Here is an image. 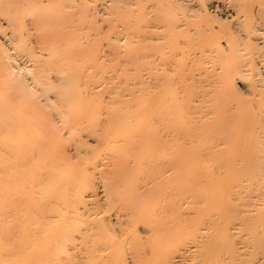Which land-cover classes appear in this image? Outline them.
I'll return each mask as SVG.
<instances>
[{"label": "bare ground", "instance_id": "obj_1", "mask_svg": "<svg viewBox=\"0 0 264 264\" xmlns=\"http://www.w3.org/2000/svg\"><path fill=\"white\" fill-rule=\"evenodd\" d=\"M96 1L0 0V264H127L133 246L129 264L264 261V2ZM84 55L123 76L94 85L117 108ZM82 126L130 154L116 191L90 160L66 169Z\"/></svg>", "mask_w": 264, "mask_h": 264}, {"label": "rangeland", "instance_id": "obj_2", "mask_svg": "<svg viewBox=\"0 0 264 264\" xmlns=\"http://www.w3.org/2000/svg\"><path fill=\"white\" fill-rule=\"evenodd\" d=\"M93 1H94V3L98 2V1H96V0H92V2L86 0V2H87V4H88V7L86 8L87 11H88L87 14L89 13L88 8H90L89 6L93 4ZM251 1H252V2H251ZM255 1H256V0H255ZM255 1H253V0H249V3L254 5V3L257 4L258 1H260V0H258L257 2H255ZM262 1L264 2V0H261V3H259V5L262 4ZM142 2H143V1H142ZM178 2L181 3V4H183V5H185L184 3H187V1H185V0H178ZM183 2H184V3H183ZM245 2L247 3L248 0H247V1L245 0ZM90 3H91V4H90ZM199 3H200V2H199ZM140 4H141V3H139V5H140ZM256 4H255V5H256ZM136 5H138V3H136ZM136 5L134 6L135 8L133 7L135 11L140 9V8L138 7L139 5L137 6L138 8H136ZM257 5H258V4H257ZM140 7H141V5H140ZM195 9H196V8H195ZM201 19H204V18H201ZM80 23H81V19H80ZM214 25H216V24H214ZM85 56H87V55L82 56V57H84L83 60H82L81 57H80L81 59L79 60V61H80L79 64H80L81 62L83 63V65H82V63H81L80 66H81V67L83 66L84 68L82 67L83 69H81V67L79 66V69H80L81 72L83 71L84 73H87V72L90 73V72H91V73H90V74H91L90 76H92L91 78H90V76L87 74L88 77H89V79H90V80H88V81H90V82L87 81V78H88V77L86 78V82L89 83L88 85H91L90 87H91L92 89L94 88L93 91H94L95 94H97V97H98V94H101L102 91L99 90L98 93H97L96 90H98V88H95V86H96V84H97V85L99 84V81H100L101 79H102V80L105 79V81H104V85H107V83L109 82L107 86H109L110 84H114V83H115V84L118 86V89H119V87H123L122 84H124L125 81H124V80H120V79H124V78H122L123 76H122V77H121V76L119 77V75L116 76L117 78H116L115 76H113V75H115V74L112 73V71H111L112 69L109 68V67L112 66V65H109V67H108V68H109L108 71H110L111 74H108V72H106V71H105V73H104L105 76H107V77L110 76V77H111V78L109 77L110 79L108 80L107 77H106L107 79L105 78L104 74H103V76H102L101 73H97V72L100 70V67H101L102 65L99 64L98 67H95L93 61L91 60L92 57L88 55L89 58H90V60H87V59H89V58L86 59ZM88 56H87V57H88ZM84 64H85V65H84ZM89 64H90V67H89ZM91 64H92V69H91ZM28 65H29V64H27V66H28ZM85 66L87 67V69H89V68H90L91 70L95 69V71L93 70L95 73H94L93 71H91L90 69H89V71H87L86 68H85ZM102 68H103V67H102ZM84 69H85V71H84ZM101 71H102V69H101ZM83 72H82V73H83ZM92 72H93V73H92ZM99 72H100V71H99ZM103 72H104V71H103ZM103 72H102V73H103ZM110 72H109V73H110ZM87 75H86V76H87ZM94 76H96V77L94 78ZM112 76H113V78H115V79H113ZM101 77H103L104 79L101 78ZM93 78H94V79H93ZM102 80H101V82H102ZM107 80H108V82L106 83ZM110 80H111V81H110ZM93 81H94V82H93ZM97 81H98V82H97ZM119 81H120V82H119ZM122 81H124V82H122ZM92 82H93L94 84H92ZM95 82H97V83L95 84ZM101 82H100V83H101ZM121 82H122V84H121ZM132 82H133V81H132ZM132 82H131V83H132ZM90 83H91V84H90ZM115 84H114V86H113V85H112V86H113V87H116ZM86 85H87V84H86ZM94 85H95V86H94ZM236 86H238V85H236ZM110 87H111V86H110ZM104 90H105V89H103V91H104ZM106 90H107V88H106ZM119 90H120V89H119ZM100 91H101V92H100ZM107 92L109 93V90H107ZM107 92L104 91V92H102V94H103V93L106 94ZM104 94H103V95H104ZM103 95L99 96L100 101L97 100V99H98L97 97H95V98H97V99L93 100V98H92V100H91V101L94 102V103H95V101L97 102V103H95V105L97 104V105H98V108H99V104L102 105V104L104 103V102H101L103 99H104L103 101H105V100H106L107 102L111 101L110 103L114 104V105H111V104H110V105L112 106V108H113V107L117 108V107L119 106L120 103H115V102L113 103V101H115V97L113 96V94H110V93H109V95H108V96H109V97H108V98H109V101H108V98H106V97H107V96H106L107 94H106L105 96H103ZM95 96H96V95H95ZM103 97H105L106 99L103 98ZM134 97H135V96H134ZM138 97H139V96H136V101H137V98H138ZM110 98H112V99H110ZM138 99H139V98H138ZM140 99H141V98H140ZM40 100H41V99H40ZM53 100H54L53 97H52V99H51V97H50V102L53 101ZM132 100H134V99H132ZM30 101H31V100H30ZM33 101H35V102H37V103L39 102L37 99H33ZM98 101H99L100 103H99ZM141 101H143V100L141 99ZM134 102H135V101H134ZM137 102H138V101H137ZM137 102H136V103H137ZM94 103H91V104H94ZM98 103H99V104H98ZM136 103H135V104H136ZM138 103H139V102H138ZM138 103H137L136 105H138ZM140 103H142V102H140ZM150 103H151V102H150ZM38 104H40V103H38ZM116 104H118L117 107H116ZM135 104H132L129 108L132 109V107L134 106L132 110L136 109V107H135L136 105H135ZM120 105H121V104H120ZM140 105H141V104H139V106H140ZM150 105H152V104H150ZM111 106H110V108H111ZM142 106H143V104H142L140 107H142ZM39 107H41L42 110H45V109L47 110V108L44 107V106L41 105V104L39 105ZM102 107H103V106H102ZM120 107H122V106H120ZM146 107H147V106H146ZM93 108H94L95 110H94ZM93 108L91 107L90 109H92V110H94V111H96V110L98 109V108L96 109V107H95L94 105H93ZM100 108H101V107H100ZM112 108H111V109H112ZM115 108H114L113 110H115ZM137 108H139V107H137ZM111 109H110V110H111ZM148 109H149V108H148ZM116 110H117V109H116ZM97 111H98V110H97ZM99 111H100V109H99ZM111 111H112V110H111ZM136 111H137V110H136ZM138 111L141 112V110H138ZM139 116H140V115H139ZM141 117H142V116H140L139 118H141ZM97 118H98V117H97ZM139 118H138V120H140V121L137 120V121H136L137 123H138V122H141V121L144 120L143 118H142V120L139 119ZM100 119H101V117H100ZM102 119H103V117H102ZM143 122H144V121H143ZM143 122H142V125H143ZM135 126H136V124H135ZM137 126H141V123H140V124L138 123ZM82 128H83V126L80 127V130H81ZM132 128H133V127H132ZM81 131L84 132L85 130H84V131L81 130ZM156 131H157V130H156ZM85 132H86V134H85ZM85 132L82 133V134L84 135V137H83L84 139L82 138L83 135H80L81 137H80L79 135H78V137H76L77 134L71 133V134H69V136H68V133H66L68 137H67V136L65 137L64 135H66V134H63V137H62V139H61L60 144H61L62 142H63V143H62L61 145L59 144V145H60L59 147H62L61 149L64 148L63 150L65 151V154H64V155H66V156H65V158H64L65 161H63V162L67 163V162H68V159H69V162H70V163L68 162V163L66 164V165H69V166H68L69 168H66V169H67V170L71 169V170L73 171V168L76 170L77 168L79 169L81 166H82V167H81V169H82V168H83V162H85V161L87 160V162L89 163V160H90V162H91L90 165H93V167L97 168V169H98L97 172H98L100 175H102L101 173H103V172H99V171L103 170L105 173H104L102 176H104V177H106L107 175L109 176V178L106 177V179L108 178L107 180H109V179L111 180V178L114 177V178H112V180L115 179L114 182H116V186H117V187H115V188L113 189V187L115 186V183L112 182V180H111V184H109L110 186H109L108 184H107V186H108V188L111 189L112 191H114V190L116 191V188L119 189L118 187H121V184H122V183H121V182H122L121 179H122V177H121V179H120V175L117 174V171H116V170H114V171H116V172H115L116 174H114L113 172H112V174H111V171H109V170H110V169H115V168H113V166H114L115 162L118 163V161L121 159V157H122V160H123V161L121 160V161H119V163H120V162H121V163H124V161H126V159L128 160L127 162L130 163V160H129V157H130L129 155H130V154L124 152L125 155H127L128 157H127V156H124V153H121L120 155H117V152L115 153V149H112V147H111V148H110V147H104V149H103V146H102L101 144L98 143L99 140H98L95 136L93 137L92 135H88V134H87V133H88L87 130H86ZM157 132H158V131H157ZM159 133H160V131L158 132V134H159ZM85 135H86V136H85ZM94 135H95V134H94ZM88 136H92V137H91V138L89 137V138H90V139H89V138H87ZM69 137H71V138H69ZM67 138H68V139H67ZM74 138L76 139V141H75ZM80 139H81V140H80ZM93 139H94V140H93ZM96 139H97V140H96ZM62 140H64V141H62ZM77 140H79V141L77 142ZM75 142H77V143H75ZM79 142H80V143L84 142L85 144H84V143L80 144ZM58 143H59V141H58ZM78 143H79L80 145H79ZM63 144H64V146H63ZM74 144H76V145L73 146ZM98 144H99L100 146H99ZM77 145H79V146H78L79 148L77 147ZM82 145H83V146H82ZM84 145H85V146H84ZM80 146L83 147V148L80 149ZM57 148H58V146H57ZM73 148H74L75 150H74ZM77 148H78V149H77ZM95 148H97V149H95ZM105 148H106V149H105ZM107 148H108V150H107ZM93 149H94V150H93ZM99 149H100V150H99ZM66 150H67V152H66ZM104 150H105V151H104ZM113 150H114V151H113ZM82 151H83V153H82ZM95 151H96V152H95ZM101 151H102V152H101ZM73 152H75V153H73ZM78 152L81 153V154H77ZM84 152H85V153H84ZM92 152H93V153H92ZM98 152H99V153H98ZM100 152H101V154H100ZM110 152H112V153H110ZM113 152H114V154H116V155H114ZM68 153H69V156L71 155L70 158H68V157H69V156H68ZM70 153H71V154H70ZM91 153H92V154H91ZM97 153L99 154V156H98ZM103 153H104V154H103ZM75 154H76V155H75ZM94 154H95L96 156H98V157H95ZM102 154H103V155H102ZM78 155H79L80 158L77 157ZM92 155H94V156H92ZM111 156H113V157H111ZM114 156H115V157H114ZM116 156H119L120 158H119V157L116 158ZM83 157H85V159H84ZM86 157H87V158H86ZM91 157H93V158H91ZM103 157H105L106 159L103 158ZM108 157H109V160H107ZM126 157H127V158H126ZM89 158H90V159H89ZM94 158H96L97 160L95 159L96 162L93 161V163H92V160H94ZM102 158H103V159H102ZM113 158H114L115 162H114ZM125 158H126V159H125ZM64 159H63V160H64ZM78 159H80L81 164H80V161H79ZM117 159H119V160L116 161ZM130 159H132V158H130ZM82 160H83V161H82ZM84 160H85V161H84ZM106 160L108 161V164H106V163H107ZM110 160H113V161H112L113 163H111ZM66 161H67V162H66ZM71 161H72V162H71ZM77 161H78V163H77ZM98 161H99V162H98ZM100 161H101V162H100ZM73 162H75L76 165H75V163H73ZM61 163H62V162H61ZM71 163H72V165H71ZM94 163H96L97 165H94ZM102 163H103V164H106V165H103ZM110 163H111V164H110ZM62 164L65 165L64 163H62ZM66 165H65V166H66ZM77 165H78L79 167H78ZM84 165H85V164H84ZM90 165H89V166H90ZM102 165H103V166H102ZM111 165H113V166H111ZM116 165H117V164H116ZM130 165L132 166L133 164L130 163ZM86 166H87V165H86ZM89 166H88V167H89ZM105 166H106V167H105ZM66 167H67V166H66ZM71 167H72V168H71ZM75 167H77V168H75ZM90 167H92V166H90ZM98 167L101 168V169H99ZM103 167H104V168H103ZM117 167H118V166H117ZM132 167H133V166H132ZM141 167L143 168L144 166L141 165ZM84 168H86V167H84ZM84 168H83V169H84ZM95 168H94V169H95ZM133 168H134V167H133ZM78 169H77V170H78ZM81 169H79L78 171H80ZM106 169H107V170H106ZM135 169H136V167H135ZM90 170H91V168H90ZM148 170H149V169L146 168V170H145V174H146V175H148V173H147ZM65 171H66V170H65ZM82 171H83V170H82ZM95 171H96V170L93 171V175L96 177V176H97V174H96L97 172H95ZM106 171H107V174H106ZM108 171H109L110 173H109ZM67 172H69V171H67ZM88 172H89V171H88ZM138 172H139V173H138ZM65 173H66V172H65ZM82 173H83V172H82ZM89 173H92V172L90 171ZM136 173H138V174H136ZM136 173H135V174H136L135 177H137V176H141V177H142V176H143L142 173L144 174V170H143L141 173H140V171H137ZM66 174H67V173H66ZM78 174H79V177L82 176L81 172H78ZM109 174H110V175H109ZM105 175H106V176H105ZM114 175H117V176H114ZM102 176H101V177H102ZM110 176H111V177H110ZM82 177H83V176H82ZM97 177H99V175H98ZM97 177H96V181H97L98 183H99V182L101 183V185H100V183H99V186H98V187H99V188H98V191H99L100 188H103V186H102V182L100 181L101 179H102V181H103V177H102L101 179H99V178H97ZM116 177H117V178H116ZM118 177H119V178H118ZM143 177H144V176H143ZM104 179H105V178H104ZM119 179L121 180V182H120ZM117 180H118V182H117ZM117 183H118V184H117ZM119 183H121V184H119ZM112 184L114 185L113 187H112ZM110 187H112V188H110ZM108 188L105 187V189H107V190H108ZM103 189H104V188H103ZM103 189H100L101 191H99L100 193H99V195H98V199H96V200L99 201V202H97V203H99V204L101 203L100 205H102V206H101V207H102V211H106V208H107V205H106V204H107L109 201H111V200L108 199V195L105 196V195H106V194H104L105 189H104V191H103ZM107 190H106V191H107ZM111 190H110V192L107 191V192H108L107 194L111 193ZM103 199H104V200H103ZM106 199H107V200H106ZM108 200H109V201H108ZM106 201H108V202L106 203ZM103 202H105V203H103ZM109 203H110V202H109ZM99 204H98V206H99ZM105 205H106V207H105ZM99 207H100V206H99ZM101 207H100V208H101ZM104 208H105V210H104ZM108 209L110 210V212H109V210L106 211V212H105L106 214H105L104 216H106V218H108L111 222H115V219H116L115 216H116V214H117V216H118L119 214H122V213H123V212H122V213H116L115 210H113V211H114V213H113V211L111 212V210H112L111 208H108ZM107 212H108V213H107ZM115 213H116V214H115ZM108 214H109V217H108ZM114 214H115V215H114ZM140 226H141V225H140ZM141 237H142V236H141ZM126 248H127V246H126ZM131 248H132V249H136L135 246H133V247H131ZM132 249L129 250V251H132V252H129V251L126 252L125 249H124L125 252H123V253H124L123 255H125V256L123 257V255H121L122 258H124L125 263L128 262L127 264L131 263V259H130L131 256H130V253H133V252L135 251V250H132ZM126 250H128V249H126ZM125 253H126V254H125ZM256 254H258L259 256L256 255ZM256 254L251 255V256H253V257H251V256H250V257L247 256L248 259H249L248 262L245 263V261H243L242 263H244V264H264V263H263L264 261H262V260H263V259H262L263 256H260V255H261L260 253H256ZM127 255H128V256H127ZM255 255H256V256H255ZM119 256H120V255H119ZM254 256H255V259H253ZM247 257L245 256V258H247ZM256 257H258V258H256ZM245 258H244L243 260H246ZM251 258H252V260H251ZM250 260H251V261H250ZM21 261H24V260L22 259ZM246 261H247V260H246ZM188 264H190V263H188Z\"/></svg>", "mask_w": 264, "mask_h": 264}]
</instances>
